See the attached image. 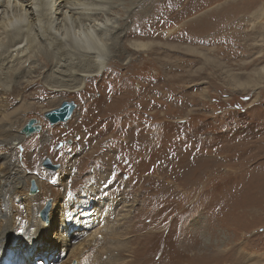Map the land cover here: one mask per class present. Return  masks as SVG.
Segmentation results:
<instances>
[{
	"label": "rangeland",
	"instance_id": "374dc122",
	"mask_svg": "<svg viewBox=\"0 0 264 264\" xmlns=\"http://www.w3.org/2000/svg\"><path fill=\"white\" fill-rule=\"evenodd\" d=\"M121 1L109 14L116 25L129 15L125 36L107 42V69L85 91H48L34 71L21 80L30 83L3 95L5 108L22 117L16 132L30 119L41 126L21 143L24 152L13 148L11 162L26 158L21 169L35 168L49 199L69 200L67 210L108 216L86 229L103 231L79 264H264V82L242 89L264 66V0H208V10L186 23L191 37L206 40L186 42L177 31L142 38L137 21L152 3L134 11ZM225 36L232 38L217 44ZM135 40L155 45L137 53L126 47ZM62 102L74 113L50 126L44 114ZM45 158L60 165L56 174H43L51 171ZM73 232L72 242L83 238ZM45 237L42 255L64 262L69 252L60 258L53 233ZM41 252L29 255L31 263Z\"/></svg>",
	"mask_w": 264,
	"mask_h": 264
},
{
	"label": "bare ground",
	"instance_id": "6f19581e",
	"mask_svg": "<svg viewBox=\"0 0 264 264\" xmlns=\"http://www.w3.org/2000/svg\"><path fill=\"white\" fill-rule=\"evenodd\" d=\"M120 1L0 0V95H2L0 96V257L9 255L10 258H15L14 262L10 259L11 264H33L31 263L33 259L28 258L29 255L40 251H42L39 254L40 259L36 264H43L45 261L56 264L55 258L42 255L46 251V246L40 245L45 240V236L52 233L53 240L61 246L60 258L69 252L67 259L61 264H71L73 260L79 264L84 258L82 256L97 245L96 241L103 231L99 227L87 233L86 229L100 225L102 219L108 216L105 214L97 216L96 213L95 216L90 217L92 213L83 212L82 209L69 211L67 199L57 202L52 198L50 212L48 211L49 220L48 215L45 221L41 220L39 213L50 200L48 195L51 194V190L45 191L36 176L31 172L23 171L18 161L15 164L10 159L13 148L21 147L25 138L38 134L41 126L34 119V127L39 128L38 132L27 136L21 133L26 123L17 133L15 124L20 116L19 110L6 109L9 104L4 100L3 95L14 92L21 82L27 83V80H21L34 71L39 72L37 77H40L48 91L58 94L85 91L87 80L102 76L107 69L109 62L106 52L107 42L125 36L129 15L127 19L121 20L123 24L116 25L117 18L109 14L110 8H114ZM145 1L153 4L156 0ZM129 2L134 6L133 10L144 3L142 0H129ZM105 14L112 18L105 17ZM183 14L185 15V11ZM141 26L145 27L142 24ZM141 37L147 38L142 34ZM112 44L114 47L116 43ZM154 45L148 41L135 40L129 41L126 47L138 53L149 51ZM113 49L117 56H121L125 51L119 44ZM190 50L186 51L192 53ZM127 63L126 57L123 64ZM43 69L45 70L40 72ZM252 76L255 83L249 81L251 82L249 84L246 81L248 85L245 84L246 86L242 88L238 82L240 86L235 85L236 89L251 90L262 87L264 66L253 71ZM50 111H46L45 114ZM73 113L74 111L69 118ZM24 160L26 162L23 164L27 166L28 160L25 158L21 161ZM32 169L35 170L33 167L28 170ZM45 169L51 170L48 166ZM32 182L34 185L31 186ZM31 187H35L34 192L29 190ZM79 202L84 203L85 200ZM56 216L61 221L60 226L55 225ZM47 221L48 223L52 221L51 224H54V227H51L52 232L48 228L49 224H46ZM71 229L74 230L72 235L83 238L78 242H72L73 238L69 233ZM18 251L25 253L28 263L17 259ZM39 256L36 254L34 258Z\"/></svg>",
	"mask_w": 264,
	"mask_h": 264
},
{
	"label": "built area",
	"instance_id": "2783aa9c",
	"mask_svg": "<svg viewBox=\"0 0 264 264\" xmlns=\"http://www.w3.org/2000/svg\"><path fill=\"white\" fill-rule=\"evenodd\" d=\"M207 2L208 0H205V2H203V0H156L152 4V11L138 20V24L136 25L137 31L141 32V34L145 35L147 38L157 37L159 34H164L166 37H171L174 35V32L177 31L179 32V37L185 42L192 38L194 40L197 38L206 40L204 37H193V34L191 37V33L188 31L191 29V26L186 23L190 18L193 20L194 17H199L205 13L208 10ZM189 10L190 13H188ZM184 11L185 15L187 16L183 14ZM182 14L183 16H181ZM211 20L213 21L214 19L211 18ZM141 24L145 27H142ZM165 36L164 38H166ZM229 38L231 39L232 37L229 36ZM229 38L225 36L223 40H217V44H220L224 41L229 42ZM224 44L225 42L222 43V45ZM67 144H71L70 140ZM61 158L62 156L59 159ZM163 224L164 227L167 228V224L165 222Z\"/></svg>",
	"mask_w": 264,
	"mask_h": 264
},
{
	"label": "water",
	"instance_id": "95a60500",
	"mask_svg": "<svg viewBox=\"0 0 264 264\" xmlns=\"http://www.w3.org/2000/svg\"><path fill=\"white\" fill-rule=\"evenodd\" d=\"M76 106L72 103V102H62L61 105L54 110H51L50 112L46 113L44 115V118H46L48 120V123L50 125H54L57 123H64L66 122L70 115L72 114V111L74 110ZM35 124V120L34 119H30L27 124L23 127V129L21 130V133H23L24 135H30L32 133L38 132L39 128L34 127ZM44 164L46 166H49L52 169H56L57 166H51L50 162L45 161ZM33 185V183H32ZM47 211V207L46 209L44 208L41 212H40V216L43 220H46V212Z\"/></svg>",
	"mask_w": 264,
	"mask_h": 264
}]
</instances>
